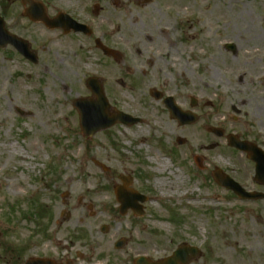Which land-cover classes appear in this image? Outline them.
<instances>
[{"label": "rangeland", "instance_id": "374dc122", "mask_svg": "<svg viewBox=\"0 0 264 264\" xmlns=\"http://www.w3.org/2000/svg\"><path fill=\"white\" fill-rule=\"evenodd\" d=\"M207 1L209 21L201 12L202 0H167L177 27L166 29V35H152V43L145 41L147 33L140 24L123 28L117 18L120 29H115L114 46L124 54V62L104 63L90 46L73 55L58 31L29 24L20 17L18 2L0 0V15L14 19L12 32L35 41L39 56L32 65L12 49H0V229L6 233L0 243L20 246L28 241L30 216L41 205L52 218H58L59 211L70 214V220L60 223L58 237L79 230L84 239L108 241L110 253L111 242L121 237L128 239L126 250L134 251L132 256L148 250L158 257L187 241L210 256L196 264H264V226L259 224L264 222V200L240 203L210 176L219 168L264 192L253 183L252 174L245 176L248 165L241 164L236 152L207 132L209 127L234 130L227 124L233 97L226 82L219 76L208 78L205 71L209 53L216 49L208 45L207 31L215 43L214 18L221 9L229 19L231 0ZM90 77L97 78L110 107L140 121L115 124L92 138L82 136L72 102L93 98L85 86ZM150 89L172 96L198 121L179 126L162 103L149 96ZM190 98L197 101L193 109ZM137 131L146 139H131ZM195 134H200L196 140ZM177 138L184 144L177 145ZM196 157L201 158V169L194 163ZM153 158L171 167L160 170ZM120 175L132 178L130 188L149 192L144 218L119 215L113 189L121 185ZM77 218L83 219L84 229L79 221L75 224ZM89 223L92 226H86ZM99 225L112 230L100 235Z\"/></svg>", "mask_w": 264, "mask_h": 264}, {"label": "flooded vegetation", "instance_id": "af4514ba", "mask_svg": "<svg viewBox=\"0 0 264 264\" xmlns=\"http://www.w3.org/2000/svg\"><path fill=\"white\" fill-rule=\"evenodd\" d=\"M14 1L22 7L19 15L23 20L31 25L41 26L47 32L58 31L61 40L69 50H72L73 55H76L82 47L90 46L89 49L94 50L104 63L116 62L113 57H108L103 52L116 50L113 37L115 29H120L119 26L116 28L117 18L123 28L128 27V24H140L143 33H147L143 34L145 41L149 43L153 42L152 35H166V29L177 27L175 18L170 14L172 7L165 4L167 0ZM202 4L201 12L209 21L211 11L209 1L202 0ZM228 8L230 10L228 20L225 11L221 9L214 18L213 34L217 40L215 43L210 32L207 31V43L210 47L215 46L216 49L213 55L209 53L205 71L208 78L223 77L226 90L233 97L228 103V110L233 116L227 114V124H232L234 130H223L222 139L227 142V136L234 134L239 143L254 147V152L260 156L259 161L264 164V0H231ZM133 12L136 14L134 15ZM61 14L70 21L62 18L59 29H51L50 25L43 22V20L52 21ZM135 16L139 18L138 21H135ZM1 17L6 30L15 34L12 32L16 25L14 19L7 21L5 15ZM194 22L192 16V23ZM78 25L85 28L79 29ZM226 27L230 28L229 33H226ZM34 43V40H29L32 54L38 62V50L33 46ZM136 54L140 55V51L136 50ZM123 56L120 62H124ZM212 62H217L218 65L214 67ZM235 152L241 164L248 165L245 176L254 174L256 163L249 159L250 154L244 151L241 145ZM238 182L245 183L243 177H239ZM244 189L249 193H264L248 186H244ZM136 192L146 199V202L140 205L142 217L136 218L132 211H127L124 216L120 215L121 217L131 214L135 219L140 220L146 216L149 192ZM111 209L108 207L106 212H110ZM69 217L70 214L59 211L58 218H52L50 210L43 206L41 211H36L32 216L33 229L28 241L20 246H14L15 242L13 244L8 242L12 246L0 243V264H163L180 246L186 247V250L183 252V259L174 260L176 264H196L198 260L210 257L206 256L207 252L204 251H200L197 257L189 253L188 249L193 248L194 244H189L187 241L176 243L170 251L158 257L151 255L148 250L132 256L134 251L126 250L128 239L125 237L111 242L110 253L105 248L108 241L96 243L84 239L79 234V230L64 238L58 237L57 230L60 223L64 219L68 220ZM82 221V218H77L75 224L78 222L84 229L85 225ZM102 226L103 230L100 225L98 226L100 235L105 236L112 230L111 226ZM5 236V231L0 229V241L3 242ZM116 242H119L117 248ZM138 259H141V262L137 263Z\"/></svg>", "mask_w": 264, "mask_h": 264}, {"label": "water", "instance_id": "95a60500", "mask_svg": "<svg viewBox=\"0 0 264 264\" xmlns=\"http://www.w3.org/2000/svg\"><path fill=\"white\" fill-rule=\"evenodd\" d=\"M13 43L14 45L17 46V48L20 47V50L23 52H21L25 57H27L28 59H31L27 54H24V47H22L23 43H21L20 41L16 40V39H12L9 38L8 35H6L2 29V22H0V46H4L7 43ZM93 85H95L94 83H92ZM93 94L96 96V99L98 101V103L95 104H79V102H75L74 103V107L77 109L78 114H79V121H80V127H81V131L83 134L87 135L88 137L93 136L96 132L101 131V130H105L107 128H110L112 125H114L116 122L121 121V119H123L124 117L122 115H113L110 118H108L107 114H105L104 111H106V108H108L106 106V102H104V98L102 96V92L100 90V87H91ZM151 95L154 96L156 99H158V96L155 92H151ZM168 104V107L170 108V110L176 115V117H178V119H180V121H182L183 123H190L189 121H191V119L184 117V115H182L181 112L178 111V109H176L175 107H173L171 100H167L166 101ZM136 120H133L129 123H135ZM191 122H194L191 121ZM214 133H216L218 136H220V132L218 131H214L212 130ZM178 144H182L183 141L182 140H177ZM229 145L231 147H235V141L234 138L229 137ZM198 162V160H197ZM198 164V163H197ZM262 176L261 181L264 182V174H261ZM259 177V175H258ZM212 178L214 179V181L221 187H225L226 189H230L232 190L234 193L238 194V195H243L241 194L242 191L241 189H239V187L233 182L231 181L228 177H226L225 175H223L219 170H215L212 173ZM259 181V180H258ZM123 192H118L117 193V199L119 202H121L122 204V209L127 208V207H131L133 209H135L134 203L139 200L137 198H130V200H126L123 197ZM243 197H245V195H243ZM180 256H182L181 251H178L174 257L176 260H180ZM168 264H173V262L169 261Z\"/></svg>", "mask_w": 264, "mask_h": 264}, {"label": "bare ground", "instance_id": "6f19581e", "mask_svg": "<svg viewBox=\"0 0 264 264\" xmlns=\"http://www.w3.org/2000/svg\"><path fill=\"white\" fill-rule=\"evenodd\" d=\"M108 84L110 85V87H112L110 82H108ZM129 136H130L131 139H133L135 141H143V140L146 139L145 136H143V133L141 131L134 132V133L130 134ZM198 137H200V134H195L194 135V139L195 140L198 139ZM146 149H148V147ZM148 151H149V149H148ZM151 161L155 162L158 165L160 170L169 169L171 167L170 163L168 161H165V160H160V159H154L153 158V159H151ZM176 181L177 182H182V178L179 177V176H176ZM156 184H157V187L162 186L161 182L160 183H156ZM91 205H92V203H91ZM259 224L261 226H264V222L261 221V220L259 221ZM237 262H238V260L235 261V262H233V260H231L228 263L229 264H236Z\"/></svg>", "mask_w": 264, "mask_h": 264}]
</instances>
